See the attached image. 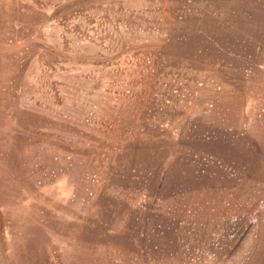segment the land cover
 <instances>
[{"label": "rangeland", "instance_id": "1", "mask_svg": "<svg viewBox=\"0 0 264 264\" xmlns=\"http://www.w3.org/2000/svg\"><path fill=\"white\" fill-rule=\"evenodd\" d=\"M0 264H264V0H0Z\"/></svg>", "mask_w": 264, "mask_h": 264}]
</instances>
